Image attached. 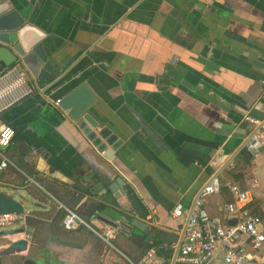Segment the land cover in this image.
<instances>
[{
  "label": "crops",
  "instance_id": "crops-1",
  "mask_svg": "<svg viewBox=\"0 0 264 264\" xmlns=\"http://www.w3.org/2000/svg\"><path fill=\"white\" fill-rule=\"evenodd\" d=\"M17 3L43 36L53 78L41 83L36 56L21 58L33 93L1 113L15 137L4 151L0 190L14 189L33 209L14 224L25 234L0 231V264H181L187 216L172 218V210L190 209L212 178L218 191L202 206L209 218L231 201V182L264 210V147H243L250 135L243 118H264V0ZM80 84L95 96L93 118L121 141L110 160L53 104ZM115 177L130 187L121 207L113 200L116 210L129 224L149 225L147 234L132 225L134 240L121 229L105 244L83 226H62L68 210L96 227L97 216L120 222L104 205ZM23 239L24 250H8Z\"/></svg>",
  "mask_w": 264,
  "mask_h": 264
},
{
  "label": "built area",
  "instance_id": "built-area-1",
  "mask_svg": "<svg viewBox=\"0 0 264 264\" xmlns=\"http://www.w3.org/2000/svg\"><path fill=\"white\" fill-rule=\"evenodd\" d=\"M32 93L33 87L28 84L27 74L23 70L19 71L16 66L5 69L3 75H0V169L7 166L8 160L4 151L15 137L13 128L1 120V113ZM53 104L59 108V99H56ZM243 121L250 132L245 147L252 152H257L264 147V118L257 120L245 116ZM227 190L232 199L221 206L219 217L209 218L202 208L205 198L218 191L215 178L197 191L190 209L183 211L181 205L173 208L172 218L187 216L184 239L177 256L181 264H264L263 217L248 211L250 195L237 183H229ZM28 215L26 211L1 214L0 228L24 223ZM231 220H235L234 225L229 224ZM62 226L67 230L74 226H83L105 244H110L115 234L122 229L119 223L105 222V220H101L100 227H96L86 222L76 212L69 210L62 220ZM160 249L159 246L149 248L145 257L152 258ZM129 264H145V262L130 261Z\"/></svg>",
  "mask_w": 264,
  "mask_h": 264
},
{
  "label": "water",
  "instance_id": "water-1",
  "mask_svg": "<svg viewBox=\"0 0 264 264\" xmlns=\"http://www.w3.org/2000/svg\"><path fill=\"white\" fill-rule=\"evenodd\" d=\"M17 4V0H0V75H3L5 69L13 66H16L19 71L22 70L20 65L21 58L32 53L42 64L37 74V79L41 83H46L53 78V67L50 61L47 60V55L41 43L43 36L36 28L27 24L25 19L19 15ZM28 84L32 86L30 82ZM94 99L95 96L89 87L85 84H80L59 98L58 106L96 151L107 160H110L111 152L118 149L121 141L118 140L117 135L108 126L102 125L93 118L90 107ZM110 180H112V183L109 186V190L112 192V197L106 198L104 205L110 209H115L116 216L120 217V222L118 223L122 226L124 234L130 237V240L135 239V234L131 230L132 225L147 234L150 230L149 225L141 224L143 227H140L133 221L129 224L127 216L123 214L124 212L116 210L117 208L114 205L113 200L117 201V205L121 207L118 201L119 195L123 196L126 194V191H130L129 185L124 183L121 178L115 177ZM119 187L121 190H119ZM80 205L83 206L84 204ZM182 208L184 211L187 209V206L182 204ZM23 211L26 210L23 202L17 198V193H14V197H12L0 192V215L21 213ZM97 212L98 210L94 209L88 213V216L96 217L95 214ZM96 219L103 220L100 216H97ZM234 223L235 220L229 221L230 225H234ZM25 233V228L21 227L6 235ZM0 235H4V233L0 232ZM26 243L27 240L25 239L8 242V250H24ZM33 263L46 264L43 260L33 261Z\"/></svg>",
  "mask_w": 264,
  "mask_h": 264
},
{
  "label": "rangeland",
  "instance_id": "rangeland-1",
  "mask_svg": "<svg viewBox=\"0 0 264 264\" xmlns=\"http://www.w3.org/2000/svg\"><path fill=\"white\" fill-rule=\"evenodd\" d=\"M0 192H3V193H7L8 195L14 197V189L10 188V187H2ZM27 200H30V199H26L24 200V208L25 210H32L33 209V206L29 204V202ZM0 231H14V225H9L8 227L6 228H0Z\"/></svg>",
  "mask_w": 264,
  "mask_h": 264
},
{
  "label": "trees",
  "instance_id": "trees-1",
  "mask_svg": "<svg viewBox=\"0 0 264 264\" xmlns=\"http://www.w3.org/2000/svg\"><path fill=\"white\" fill-rule=\"evenodd\" d=\"M247 209L251 214L263 216V211H262L261 206L252 207V204L249 203V205L247 206Z\"/></svg>",
  "mask_w": 264,
  "mask_h": 264
}]
</instances>
